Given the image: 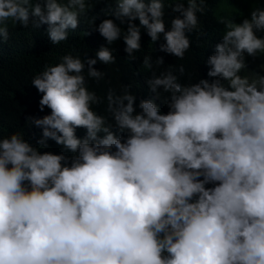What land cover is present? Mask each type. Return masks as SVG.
<instances>
[{
	"label": "clouds",
	"instance_id": "1",
	"mask_svg": "<svg viewBox=\"0 0 264 264\" xmlns=\"http://www.w3.org/2000/svg\"><path fill=\"white\" fill-rule=\"evenodd\" d=\"M94 2L0 0V43L10 25L31 23L47 25L50 42L59 44ZM206 3L112 0L94 28L109 46L122 38L130 60L141 35L156 42L161 34L159 51L182 60L188 34L204 35L197 14ZM166 6L178 13L168 30ZM230 17L219 16L222 25L211 31L222 37L206 61L212 79L181 83L184 66L177 75L169 65L152 71L154 95L138 105L131 85L119 95L110 88L104 98L88 88L86 77L104 76L97 60L115 63L110 47L95 58L66 54L34 75L39 110H51L26 117L42 130L37 146L0 128V264H264V76L242 75L246 55H264V9L240 23ZM142 64L153 69L151 56ZM160 90L168 94L166 114L156 103ZM104 99L107 115L93 107ZM48 140L70 155L41 152Z\"/></svg>",
	"mask_w": 264,
	"mask_h": 264
},
{
	"label": "trees",
	"instance_id": "2",
	"mask_svg": "<svg viewBox=\"0 0 264 264\" xmlns=\"http://www.w3.org/2000/svg\"><path fill=\"white\" fill-rule=\"evenodd\" d=\"M112 0H100L94 2L92 10L87 14V17H82L75 33L68 32L67 40L53 45L47 35V25H41L39 28L33 27L30 23L27 28L19 25L9 26V38L0 43V128L3 129L4 136L14 132H21L25 140H29L34 146H37V140L41 138L42 130L33 125L26 124V117H42L50 114V109L45 107L43 112L39 110V100L42 96L37 89L32 86L31 82L34 75L43 71L45 65H53L60 63V57L71 54L85 59L86 56L95 58V53L101 46H106L114 49L113 55L116 57L114 64L105 65L97 60L96 67L101 69L104 76L99 82L94 79L87 78L88 88L95 91L102 98L106 97L107 91L111 88L119 95L123 92V86L131 85L129 91L135 95V104L138 105L141 99L153 97L147 81L152 76V71L156 75L168 70L169 65H172V71L176 73V68L183 65L185 75L180 77V82L185 84L196 83L199 79H212L207 77V57L213 54L216 43H219L222 37L212 35V29L222 25L218 23V17L231 13L233 22L240 23L244 18H248L250 11L257 7L264 9V0H207L206 10L203 14L198 13L199 17V32L204 33L199 36L196 31L188 34L191 41L189 50L185 53L184 58L178 59L171 54H166L159 51V45L164 43L163 35L161 38L152 42L149 36L141 35V50L134 52L135 60H130L128 54L124 51L125 44L123 39L114 42L112 45H107L105 39L96 31L94 23L96 18L108 12ZM186 3V0H185ZM113 6H116L113 2ZM227 10V11H224ZM178 13L171 11L170 7L165 8V23L166 30L170 27V21ZM95 17L92 24L88 21ZM114 22L117 23L122 30H127V23L121 25L114 17ZM214 22V23H213ZM132 23L139 26V21L135 20ZM218 23V24H217ZM142 28V27H141ZM93 29V30H91ZM224 29V27L222 28ZM91 30V31H90ZM86 33V34H85ZM264 36V32L258 33ZM94 46V51H86L85 48ZM148 55L152 58L153 69L145 70L143 68V58ZM88 57V58H89ZM157 57H163L164 64L156 66L155 60ZM247 68L242 75L250 77L255 74L264 76V55L256 58L245 57ZM87 65L85 64V75ZM161 91L160 100L156 103L161 108L162 113H167L168 109L164 104L167 93ZM98 114H105L107 100L100 106H93ZM136 111L141 110L136 107ZM110 122L111 118L109 117ZM85 129L79 128L76 130V135L82 138L85 135ZM48 147L40 149L50 151L54 154H59L62 151L66 155H70L62 146L56 145L54 141L48 140ZM211 187V185H208Z\"/></svg>",
	"mask_w": 264,
	"mask_h": 264
}]
</instances>
